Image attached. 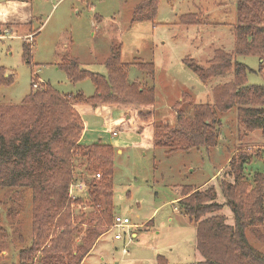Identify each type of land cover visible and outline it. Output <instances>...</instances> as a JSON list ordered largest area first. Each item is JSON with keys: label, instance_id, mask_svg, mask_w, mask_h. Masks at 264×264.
<instances>
[{"label": "rangeland", "instance_id": "rangeland-1", "mask_svg": "<svg viewBox=\"0 0 264 264\" xmlns=\"http://www.w3.org/2000/svg\"><path fill=\"white\" fill-rule=\"evenodd\" d=\"M140 1L29 0L34 15L32 25L30 29L17 31V34L26 33L27 36L21 39L12 33L14 36L0 40V68L14 75L11 85L0 86V105L20 104L34 79L38 81V88L43 83L61 94L92 96L95 88L89 78L72 82L65 71L58 68V63L64 55L74 57L80 68L105 75L104 61L110 48L116 45H120L121 63L128 64L127 81L144 88L153 86L155 124L168 129L176 124V104L187 115L196 104L212 106L211 89L230 82L233 77L230 71L203 84L181 62L186 56L207 66L214 51L223 50L251 70L246 76L247 84L264 85V75L258 72L264 60L234 53L236 0H159L154 21L131 22L133 8ZM185 13H196L203 24H179V16ZM23 40L34 41L30 63L21 58ZM135 62L153 63V79L147 71L138 69ZM112 109H117L113 111V120L118 116V109L121 110V121L128 111ZM215 116L220 120L216 144L207 149L200 147L171 153L160 147L140 146L136 131L118 126L114 128L117 135L111 139L122 140L127 145L116 152L119 146L110 143V131L101 133L99 140H93L92 134H84L83 130L80 145L99 142L113 147L112 212L128 217L132 224L130 232L136 233L129 239L121 231L122 239L114 240V234L120 230L107 225V231L96 240L85 263L194 264L202 259L195 249V227L179 211L176 203L179 194L174 187H213L217 202H224L219 182H233L228 162L233 155L237 157L241 153L249 159L244 167L245 175L250 178L255 172L264 173V136L261 132L245 131L237 120L236 106L226 112L215 111ZM82 120L88 128L106 126L103 118L94 113L84 114ZM81 163L79 157L74 160L77 180L101 179L96 176L100 174L99 170L81 166ZM77 197L82 203L70 205L72 223L80 227L74 238L75 244L83 235L88 219L97 211L91 204L85 205L90 198L85 189L82 194L76 193L69 198L75 201ZM31 198L28 187H0V264L16 263L19 251L30 246L33 240ZM102 209H105L104 205ZM218 214L225 216L227 224L233 223L227 206ZM246 238L251 246L264 254V243L257 241L248 230ZM123 247L127 254L122 252ZM38 260L39 254H36L34 264Z\"/></svg>", "mask_w": 264, "mask_h": 264}, {"label": "trees", "instance_id": "trees-1", "mask_svg": "<svg viewBox=\"0 0 264 264\" xmlns=\"http://www.w3.org/2000/svg\"><path fill=\"white\" fill-rule=\"evenodd\" d=\"M158 4L159 0H141L133 8L131 22L154 21ZM178 20L184 26L203 24L196 13L181 14ZM236 23L235 55H254L264 60V0H236ZM9 34L6 29L1 31L0 39ZM33 42L22 41L21 58L26 63H30ZM181 62L203 84L230 71L233 77L211 89L212 106L196 104L187 115L176 104V124L172 129L155 124L153 86L144 88L127 81L128 64L120 61V45L110 48L104 61L105 75L80 68L74 57L64 55L58 63V68L72 82L89 78L95 88L92 96L61 94L43 83L33 88V83L38 82L34 79L20 104L0 105V187H28L32 192L33 240L19 251L18 261L13 264H34L36 254H39L37 264H87L84 258L113 222V147L99 142L88 146L78 143L84 124L77 106L128 109L121 128L136 131L140 146L164 148L166 153L207 149L216 144L220 120L215 111L226 112L234 106L245 131L258 130L264 136V85L247 84L246 76L251 70L245 64L220 49L214 51L207 66L199 65L189 56ZM135 65L153 79V63L135 62ZM258 72L264 75V65H260ZM13 81L14 75L0 68V86L11 85ZM78 157L82 159L81 166L99 170L101 179L77 180L74 160ZM248 163L243 153L230 158L229 176L233 182H219L222 203L217 202L213 187H174L179 194L176 201L179 211L195 227V249L202 259L194 264H264V254L246 238L248 230L264 243V173L255 172L249 178L244 173ZM72 182L84 183L90 197L85 205L91 204L97 210L88 219L77 244L74 238L80 227L72 223L70 205L82 200L77 197L71 201L68 197ZM224 206L232 214L231 225L224 215L218 214Z\"/></svg>", "mask_w": 264, "mask_h": 264}, {"label": "crops", "instance_id": "crops-1", "mask_svg": "<svg viewBox=\"0 0 264 264\" xmlns=\"http://www.w3.org/2000/svg\"><path fill=\"white\" fill-rule=\"evenodd\" d=\"M33 19H34V15H33L32 7H31L29 0H0V33H1V31H4L5 29L7 31H11L10 34L6 37L14 36L12 33H16L15 36L20 37L21 39L23 37L27 36L26 33L17 34V31L19 29L24 30L25 28L30 29L29 27H31ZM30 33L33 34V31ZM77 110L81 114V117L84 114H88V113H94V114L101 116L104 120V124L106 125L105 127L102 126V128H98V129L97 128H88L85 126V124L83 122L84 134L85 133H88V134L91 133L92 136L95 138L93 140H99L100 138H102L101 133H105L106 131L107 132L110 131V133H109L110 134V136H109L110 143L115 145V146H119V148L117 149L116 152H120L122 150V148L127 145L126 143L123 144L124 142L122 140L120 141V140H112L111 139L112 136L117 135V131L114 128H116V126L121 127L122 121H121V118L119 116V113L121 110L118 109V111H116L118 116L116 117L115 120H113L112 115H113V111H115L117 109L113 110L112 107H110L108 105H101V106H97L94 108H92L90 106H85V105L84 106H77ZM112 126H113V128H112ZM112 132H115V135H113ZM93 140H91V142ZM132 236L133 237L136 236V233L132 232ZM92 250H93V248L91 249V251ZM89 254H90V252L88 253V255ZM88 255L84 258V260H83L84 263L86 262V258L88 257Z\"/></svg>", "mask_w": 264, "mask_h": 264}, {"label": "built area", "instance_id": "built-area-1", "mask_svg": "<svg viewBox=\"0 0 264 264\" xmlns=\"http://www.w3.org/2000/svg\"><path fill=\"white\" fill-rule=\"evenodd\" d=\"M32 87L37 88L38 82H34ZM112 134L115 135V132H113ZM96 176L98 177L99 174H96ZM84 189H85L84 183H81V182L72 183V184H70V186L68 188V196L74 197V195L76 193L77 194L82 193ZM131 228H132V224L130 223V220L128 217L121 216L118 214L114 215L113 222L111 224V229H119L120 230L114 234V236H113L114 240H121L122 239V233L125 234L129 239H130V237H133L132 232H130ZM121 231H122V233H121ZM122 252L124 254L128 253L126 251L125 247H123Z\"/></svg>", "mask_w": 264, "mask_h": 264}]
</instances>
